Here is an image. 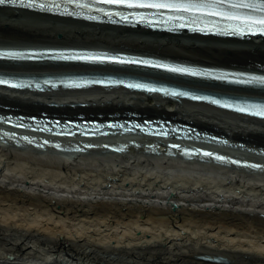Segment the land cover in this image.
I'll use <instances>...</instances> for the list:
<instances>
[{"label": "bare ground", "instance_id": "1", "mask_svg": "<svg viewBox=\"0 0 264 264\" xmlns=\"http://www.w3.org/2000/svg\"><path fill=\"white\" fill-rule=\"evenodd\" d=\"M12 47L34 48L32 58L36 50L95 48L264 73L263 37L173 34L4 3L0 49ZM88 68L0 59V73L43 84ZM100 69L264 106V88L117 63ZM124 80L82 90L0 86V264H264V166L232 160L264 164V118ZM55 119L76 121L80 132L60 134L71 130ZM85 120L119 123L85 129Z\"/></svg>", "mask_w": 264, "mask_h": 264}, {"label": "snow or ice", "instance_id": "2", "mask_svg": "<svg viewBox=\"0 0 264 264\" xmlns=\"http://www.w3.org/2000/svg\"><path fill=\"white\" fill-rule=\"evenodd\" d=\"M20 3L22 0H0V4L4 3ZM73 3H83L85 7H91L92 5L87 3V0H71ZM110 4H128V5H150L154 8H173L182 9L190 13H211L216 16L227 17L229 20L236 22V26L240 27L243 32L264 33V0H107ZM28 6L32 8H44L48 7L45 3H36L35 0H28ZM56 9V6H52ZM242 9L254 10V11H241ZM58 10V9H56ZM81 14L82 13H78ZM100 19L101 17H96ZM214 30V29H213ZM15 52H3L0 51V55H19ZM81 59H108V60H120V57L115 56H91L86 55L79 57ZM139 63H157L154 61H138ZM157 66L161 68L171 69L179 72H195L194 69L186 67H177L170 64L159 63ZM198 75L211 73H196ZM247 77L244 80L245 83H260L264 84V76H255L250 73L243 74ZM8 83V81H5ZM136 87H147V85H136ZM188 95V93H185ZM220 103V101H217ZM232 105H229L231 107ZM244 111H249L245 108ZM258 115L264 116V106H259Z\"/></svg>", "mask_w": 264, "mask_h": 264}, {"label": "rangeland", "instance_id": "3", "mask_svg": "<svg viewBox=\"0 0 264 264\" xmlns=\"http://www.w3.org/2000/svg\"><path fill=\"white\" fill-rule=\"evenodd\" d=\"M65 257V255L63 254V255H61V258H64ZM210 261H213V260H210Z\"/></svg>", "mask_w": 264, "mask_h": 264}]
</instances>
